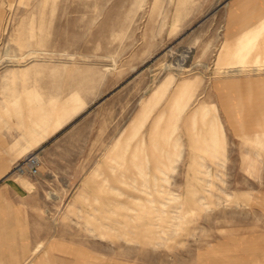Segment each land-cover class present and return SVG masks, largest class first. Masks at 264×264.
<instances>
[{
  "label": "rangeland",
  "instance_id": "1",
  "mask_svg": "<svg viewBox=\"0 0 264 264\" xmlns=\"http://www.w3.org/2000/svg\"><path fill=\"white\" fill-rule=\"evenodd\" d=\"M225 3L0 0V142L30 134L34 96L59 108L76 93L82 108L53 138L81 135L96 143L97 160L107 155L79 162L66 147L60 161L45 162L38 154V173L21 174L33 185L20 187L15 225L6 226L16 242H0V255L15 248L17 260L0 264H264V65H255L264 64V30L246 58L228 57L246 32L237 29L231 49ZM168 75L165 93L150 100ZM183 80L192 84L175 108ZM202 106L204 120L193 123ZM196 133H215L217 152L198 147ZM25 154L0 163V174L18 177L12 169ZM116 159L132 176V160L147 159L151 193L120 183ZM161 159L172 168L160 172Z\"/></svg>",
  "mask_w": 264,
  "mask_h": 264
},
{
  "label": "crops",
  "instance_id": "2",
  "mask_svg": "<svg viewBox=\"0 0 264 264\" xmlns=\"http://www.w3.org/2000/svg\"><path fill=\"white\" fill-rule=\"evenodd\" d=\"M224 10L225 16L228 18L227 22L229 23V27L226 32V42L232 49L237 35L242 33H238L237 29L241 28V30L243 29L244 31L246 28L256 22L252 21L253 18L260 20L264 17V0H226ZM71 98L75 99L80 97L74 93L71 95L70 99ZM34 99L36 100V105H34L36 108L41 107L44 110H49L53 107H57L55 105H52L51 107H47V105L45 106L38 96H34ZM80 109L81 108H78L75 113L67 116L62 121V123L56 127L53 126L55 123V116L53 114L46 115L44 117L41 114L32 113L39 118H37L34 126L31 127V132L29 135L23 134V140L19 141L17 144L0 142V163L11 164L20 155L30 151H37L45 162H58L60 161L59 156L65 155L64 148L66 147H72L73 151L71 152L73 154L78 153L82 155V159H80L79 162L106 161V154L104 156L102 155L101 157L104 158H100L99 160L95 158L96 155L93 154L94 152L90 148L96 147V143L92 142L90 138L83 139L81 135H78V137L74 135L71 140L67 141L61 140L57 137L53 138L56 132H59L62 127L68 121H70V117L76 114ZM108 145L111 144L103 143V146ZM5 174L6 172H2L0 174V242L4 241V243L7 242L9 244L16 242V232L15 229L10 230L7 229L6 226L10 220H12L14 222L13 224L15 225V210L17 209V196L19 194V189L20 187L22 188L24 186L29 188V186L24 183L28 180L22 178L21 174L16 178L4 177ZM60 177L64 178L65 176L61 175ZM32 185L33 184L31 183V186ZM5 251L7 250L5 249L4 252ZM0 258L16 259L17 252L15 248H13L12 254L9 253L0 255ZM7 264H16V262L8 261Z\"/></svg>",
  "mask_w": 264,
  "mask_h": 264
},
{
  "label": "bare ground",
  "instance_id": "3",
  "mask_svg": "<svg viewBox=\"0 0 264 264\" xmlns=\"http://www.w3.org/2000/svg\"><path fill=\"white\" fill-rule=\"evenodd\" d=\"M247 8V7H246ZM262 17V16H261ZM251 19V18H250ZM248 21V20H247ZM245 28V27H244ZM249 30H253L251 34H249ZM262 30H264V19L261 18L260 20L256 21L255 23H253L252 25H250L248 28L245 29L246 35L243 38V42L241 44V46H239V49L237 51L232 52V54H229L228 57H234L236 56L235 54L237 52H239L240 55H238L240 59H244L247 57V55L249 54V50L250 49H254V46H252V48H248V45L250 46L251 44L253 45L254 42L260 41V38L257 39V37L259 36L260 32H262ZM248 32V33H247ZM251 35V36H250ZM254 36V38H253ZM252 41V43L250 42ZM238 48V47H237ZM258 50V49H257ZM262 57V56H261ZM256 67L257 66H263L264 64H255ZM238 66V65H237ZM235 69V68H234ZM236 70V69H235ZM173 80V76L172 75H168L167 77H165L160 83L159 85L153 90V92L150 95V100H158L160 99V97H162L161 95L163 93H165L166 89L170 86L171 82ZM192 82L190 80H183L179 83L177 90H176V95L173 99L172 105L175 108H182L185 105V94L187 92V90L191 87ZM82 101L80 98H71L70 100H68L65 105H62L61 107H53L49 110H44L41 107L35 108L32 113L35 114H41L44 117L46 115H51L53 114L55 116V123L53 124V126H59L62 121L69 116L70 114H73L77 111L78 108H82ZM156 103V102H155ZM12 104L14 105V107L18 110L19 107V101L18 100H13ZM148 107V106H147ZM5 108V107H4ZM15 110V109H14ZM5 111V110H4ZM6 111L9 112V110L6 108ZM19 111V110H18ZM17 111V112H18ZM149 111V110H148ZM177 111V110H176ZM4 114V113H3ZM17 114V113H16ZM199 116L201 117L202 120H204V116L206 114V107L202 106L198 111H195V113L193 114V118H192V122L195 123L197 117ZM1 115V113H0ZM2 117V115H1ZM16 117V116H15ZM20 117V115H19ZM144 117V116H143ZM162 117V116H161ZM17 119V118H16ZM12 120V119H11ZM13 121V120H12ZM139 121V120H138ZM138 121H133V137L135 135V133L137 132L139 126H140V122ZM8 122V121H7ZM6 122V123H7ZM16 123V122H15ZM174 123V122H173ZM214 121L211 119L209 120V125L211 127V129H213V124ZM49 126V125H48ZM171 126V124H170ZM47 127V126H46ZM194 127V126H193ZM54 128V127H52ZM176 128V127H175ZM195 128V127H194ZM48 129V128H47ZM52 130V129H50ZM161 131V130H160ZM167 131V129H166ZM176 131V130H175ZM127 132V131H126ZM199 132V131H198ZM160 133V132H159ZM138 134V133H137ZM163 134V133H162ZM174 134V133H173ZM198 133H196L195 136H197ZM131 135V137H132ZM124 136V135H123ZM169 136H166V139H168ZM122 138V137H121ZM129 138V137H128ZM197 140L200 142V144L198 145V147H202L204 149V151H207L210 154H215L216 151V147H218V140H217V136L215 133H211L208 137H206L205 135H198ZM36 139V138H35ZM119 139V138H117ZM123 139V138H122ZM121 139V140H122ZM154 139V138H153ZM163 140V139H162ZM196 140V141H197ZM127 141V140H126ZM160 141V140H159ZM156 142V141H155ZM165 142V140H164ZM154 143V142H153ZM197 144V143H196ZM128 145V143H127ZM162 146V145H161ZM173 146V145H171ZM170 146V147H171ZM174 146H178L177 143L174 144ZM122 147L121 142L119 141L116 145L115 148H119ZM164 147V146H162ZM166 147V145H165ZM127 148H124V150H126ZM132 149V148H131ZM153 149V147H152ZM179 149V148H178ZM180 150V149H179ZM158 151V150H157ZM163 151V154H165V150H160ZM151 152V151H150ZM169 152V151H168ZM166 152V153H168ZM180 152V151H179ZM158 153V152H157ZM170 155V153H168ZM174 154V152H173ZM176 154V153H175ZM164 156V155H163ZM165 157V156H164ZM156 160V159H155ZM154 161V160H153ZM172 162L171 157L168 158V162ZM114 162H117L116 164H112L110 166V168L112 170H122V172L117 176L118 180L120 183L135 188V189H140L143 192L146 193H151L150 190H148V188L150 187V182L148 181V177L149 175L146 174V169L148 168V160L144 159L143 162L142 161H137L135 159L132 160L133 162V167L137 170V175H128L127 173L125 174L124 170L128 169V165L126 164V160L125 159H120V160H114ZM155 162V161H154ZM170 162V163H171ZM174 162V161H173ZM158 163V162H157ZM160 163H162V166H157L158 170L160 172H164L166 170H169L172 168V165L170 163H166L163 162V159H161ZM130 166V165H129ZM133 168V170H134ZM113 172V171H112ZM157 174V173H156ZM155 175V174H153ZM165 175V174H164ZM155 176H153L154 178ZM157 177V176H156ZM167 177V176H166ZM161 177L162 179L166 178ZM156 179V178H155ZM26 185L31 186L30 183H28V181L24 182ZM103 184L104 185H108V187H110V189L115 190L117 193L121 194L123 193V191H121L117 186L115 185H111L109 184L107 179H103ZM138 191V190H137ZM139 192V191H138ZM142 192V193H143ZM128 198V197H127ZM129 199V198H128ZM127 199V200H128ZM131 203L137 202V203H141L142 201H140L139 196H131L130 198ZM152 200V199H150ZM129 202V201H128ZM126 205H127V201H126ZM179 206V205H178ZM126 208H130V210L136 211L137 209L132 206V205H127ZM182 216V214H175V217L180 218ZM41 246V243H38L37 246H35V250H38V248ZM38 261V260H37Z\"/></svg>",
  "mask_w": 264,
  "mask_h": 264
},
{
  "label": "built area",
  "instance_id": "4",
  "mask_svg": "<svg viewBox=\"0 0 264 264\" xmlns=\"http://www.w3.org/2000/svg\"><path fill=\"white\" fill-rule=\"evenodd\" d=\"M40 158L37 151H31L25 154L18 160L14 166L13 171L20 174L35 175L39 171Z\"/></svg>",
  "mask_w": 264,
  "mask_h": 264
}]
</instances>
